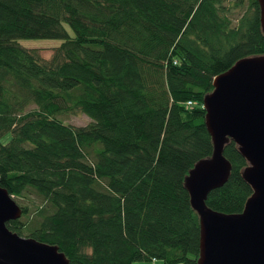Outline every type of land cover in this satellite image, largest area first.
<instances>
[{"label":"trees","instance_id":"obj_1","mask_svg":"<svg viewBox=\"0 0 264 264\" xmlns=\"http://www.w3.org/2000/svg\"><path fill=\"white\" fill-rule=\"evenodd\" d=\"M19 37L61 42L48 55ZM263 52L257 0H0V185L22 209L8 228L68 264H192L183 177L212 150L202 96ZM78 111L90 119L59 117ZM224 154L230 173L205 202L240 211L245 159L233 141Z\"/></svg>","mask_w":264,"mask_h":264},{"label":"water","instance_id":"obj_2","mask_svg":"<svg viewBox=\"0 0 264 264\" xmlns=\"http://www.w3.org/2000/svg\"><path fill=\"white\" fill-rule=\"evenodd\" d=\"M257 2L264 35V0ZM211 83L202 107L212 150L195 160L183 177L199 222L198 253L192 264H264V52L237 58ZM229 141L245 159L240 174L251 187L242 209L235 212L205 202L208 191L230 173L231 162L224 154ZM21 212L0 185V264H68L56 244L8 228L6 221Z\"/></svg>","mask_w":264,"mask_h":264},{"label":"rangeland","instance_id":"obj_3","mask_svg":"<svg viewBox=\"0 0 264 264\" xmlns=\"http://www.w3.org/2000/svg\"><path fill=\"white\" fill-rule=\"evenodd\" d=\"M67 31L72 34L71 28L64 23ZM20 44L27 47H35L42 54H48L52 51V49L57 46L61 42V38L58 37H19L16 39ZM49 55V54H48ZM47 55H44L46 57ZM65 122L71 124H84L90 118L84 112H75V113H62L59 116ZM15 200L20 203L21 200L15 196H13ZM131 264H164L161 258H152V259H137L131 262Z\"/></svg>","mask_w":264,"mask_h":264},{"label":"built area","instance_id":"obj_4","mask_svg":"<svg viewBox=\"0 0 264 264\" xmlns=\"http://www.w3.org/2000/svg\"><path fill=\"white\" fill-rule=\"evenodd\" d=\"M188 103H190V101L188 100Z\"/></svg>","mask_w":264,"mask_h":264}]
</instances>
